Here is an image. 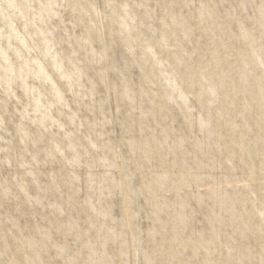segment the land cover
Segmentation results:
<instances>
[{
  "label": "rangeland",
  "instance_id": "rangeland-1",
  "mask_svg": "<svg viewBox=\"0 0 264 264\" xmlns=\"http://www.w3.org/2000/svg\"><path fill=\"white\" fill-rule=\"evenodd\" d=\"M0 264H264V0H0Z\"/></svg>",
  "mask_w": 264,
  "mask_h": 264
}]
</instances>
